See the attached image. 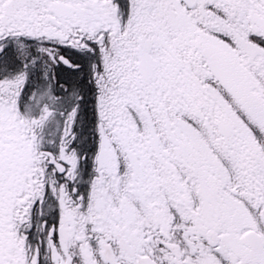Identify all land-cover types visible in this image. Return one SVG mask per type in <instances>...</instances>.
Wrapping results in <instances>:
<instances>
[{
	"label": "snow or ice",
	"instance_id": "obj_1",
	"mask_svg": "<svg viewBox=\"0 0 264 264\" xmlns=\"http://www.w3.org/2000/svg\"><path fill=\"white\" fill-rule=\"evenodd\" d=\"M0 264H264V0H0Z\"/></svg>",
	"mask_w": 264,
	"mask_h": 264
}]
</instances>
